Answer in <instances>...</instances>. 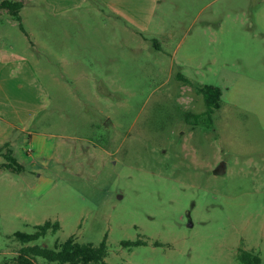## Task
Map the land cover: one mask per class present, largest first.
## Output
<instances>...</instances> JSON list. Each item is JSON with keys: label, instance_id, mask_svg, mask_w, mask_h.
<instances>
[{"label": "rangeland", "instance_id": "1", "mask_svg": "<svg viewBox=\"0 0 264 264\" xmlns=\"http://www.w3.org/2000/svg\"><path fill=\"white\" fill-rule=\"evenodd\" d=\"M20 1L22 28L0 10V56L30 64L0 96L25 120L0 147V264L21 246L15 231L46 220L60 229L29 244L106 235L109 264H241V249L264 263L263 122L225 101L209 114L195 89L264 81L259 0L211 39L181 0H159L145 23V3L132 21L101 0ZM7 149L22 171L3 168Z\"/></svg>", "mask_w": 264, "mask_h": 264}, {"label": "crops", "instance_id": "2", "mask_svg": "<svg viewBox=\"0 0 264 264\" xmlns=\"http://www.w3.org/2000/svg\"><path fill=\"white\" fill-rule=\"evenodd\" d=\"M236 1L237 2L234 3V0H181L185 7L192 6L195 8L196 12L193 23H201V32L203 33V36H206L209 39H211L213 36L215 38V36H217L219 33L229 30L230 26L232 25L231 22L236 21V18H231L230 11L238 10L245 12V10L240 5L244 2L248 3V0ZM100 2L102 6L105 5L108 8L109 13L115 17H123L132 21H137L139 17L133 12L135 7H137L135 4L142 5L145 3L147 4V10L141 14L140 21V23H145L148 22L149 19L154 20L159 0H147V3L146 0H101ZM257 3L258 8L262 6L264 7V0H259ZM205 12L209 17H203L205 18L203 19L201 18V15ZM215 15L218 17L221 16V20L215 22ZM222 17H225L226 20ZM147 27H149V25ZM10 59L11 57L6 56V54L3 55V57L0 56V96L2 95L3 91H5L3 85L4 82H7L8 84L11 83L21 85V82L19 81L20 76L25 77L23 72L29 71L27 67H29L30 64L21 61L22 67L19 68L18 66L12 64L13 62L15 64L17 61ZM240 76H242V74L235 75L234 73V78L231 80L232 82L227 81L226 83H219V85H217L221 89V103L225 101L226 103L230 104L243 105L245 108L254 107V110L251 108L253 113H256L259 116L264 125V81L247 75H243L242 77ZM236 77L240 78L238 80H234ZM240 82L245 84H241ZM24 122L25 120L22 118L14 117L13 119L11 116H9L6 112V109L2 107V101H0V123L1 127L3 128H0V131L4 130V133L0 132V147L5 144H8V146L9 143L11 144V142L7 141L10 137V132L13 129L23 128V126H20V123Z\"/></svg>", "mask_w": 264, "mask_h": 264}, {"label": "trees", "instance_id": "3", "mask_svg": "<svg viewBox=\"0 0 264 264\" xmlns=\"http://www.w3.org/2000/svg\"><path fill=\"white\" fill-rule=\"evenodd\" d=\"M22 1L20 0H0V10L5 9L14 19L20 22V9ZM21 28V22L19 23ZM178 78L188 81L186 77L178 74ZM199 94L203 96L204 103L208 113L211 114L214 110L220 107L221 89L217 85L204 84L198 85L195 88ZM7 145V144H5ZM6 159L3 168L12 171H22L24 166L17 161L12 151L7 149L4 153ZM60 229V224L57 220H46L41 224L35 225L33 232L27 233L15 231L14 237L21 244L18 252L5 264H39L37 257L42 258L46 264H109L105 257L107 255L106 235L98 243L78 241L73 235L68 236L63 241L55 240L52 246L42 244H29L45 237L48 232L55 233ZM146 241L137 240H122L121 244L124 247H131L138 244H143ZM238 259L241 264H264L258 253L251 250L241 249L238 253Z\"/></svg>", "mask_w": 264, "mask_h": 264}, {"label": "flooded vegetation", "instance_id": "4", "mask_svg": "<svg viewBox=\"0 0 264 264\" xmlns=\"http://www.w3.org/2000/svg\"><path fill=\"white\" fill-rule=\"evenodd\" d=\"M220 169L222 170V166H221V164H220V168H219V170H220Z\"/></svg>", "mask_w": 264, "mask_h": 264}]
</instances>
